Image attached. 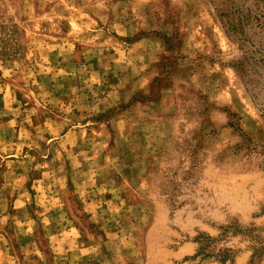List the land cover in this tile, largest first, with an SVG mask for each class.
Here are the masks:
<instances>
[{"label":"rangeland","instance_id":"1","mask_svg":"<svg viewBox=\"0 0 264 264\" xmlns=\"http://www.w3.org/2000/svg\"><path fill=\"white\" fill-rule=\"evenodd\" d=\"M232 224L264 234V0H0V264H251Z\"/></svg>","mask_w":264,"mask_h":264},{"label":"trees","instance_id":"2","mask_svg":"<svg viewBox=\"0 0 264 264\" xmlns=\"http://www.w3.org/2000/svg\"><path fill=\"white\" fill-rule=\"evenodd\" d=\"M259 228L255 225L250 224L247 226L246 231L240 230L237 224L228 225L223 228L225 233L232 234H245L250 240V249H251V264H256L260 259L262 253L264 252V234L259 232ZM219 237H212L208 234H201L195 238V242L197 243V251L194 256H200L201 259L208 257H215L219 262H224L233 257V254L228 249L218 250V252H214L213 248Z\"/></svg>","mask_w":264,"mask_h":264}]
</instances>
